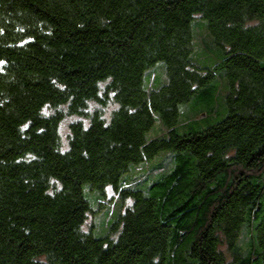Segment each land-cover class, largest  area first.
<instances>
[{
    "label": "trees",
    "instance_id": "1",
    "mask_svg": "<svg viewBox=\"0 0 264 264\" xmlns=\"http://www.w3.org/2000/svg\"><path fill=\"white\" fill-rule=\"evenodd\" d=\"M0 264H264V0H0Z\"/></svg>",
    "mask_w": 264,
    "mask_h": 264
},
{
    "label": "rangeland",
    "instance_id": "2",
    "mask_svg": "<svg viewBox=\"0 0 264 264\" xmlns=\"http://www.w3.org/2000/svg\"><path fill=\"white\" fill-rule=\"evenodd\" d=\"M200 31V29H199ZM202 32V31H201ZM201 38V42H203V39L205 37V33L202 32L199 36ZM200 47H202L200 44H199ZM216 54L215 55H207L205 53L203 54H195L194 57H193V62L196 66H198L199 68H208V69H215V67L218 65V62L220 60V57H219V53H218V50L216 49ZM160 70L163 71L165 77H166V81L165 83L167 82V75H166V65L164 63H159L157 64L154 68H152L151 71H149L146 76H145V80L146 82H150L152 81L151 83L153 84V86L155 87H159L161 85H163L162 83V80H161V73L159 72ZM151 73H153V76H152V80H151ZM91 107H96V105L94 103H91L90 104ZM115 109V106H109L107 108H104L103 109V113L105 115V117L107 119L110 118L111 116V113L113 112V110ZM184 110H189V107L188 106H182L181 107V113L182 111ZM192 111V110H191ZM197 110L195 111H192V114L191 116L197 114ZM190 113V112H188ZM184 114V113H183ZM183 116H181L182 118ZM78 120H82L80 118H77V117H68L66 118L62 123H61V127H60V132H61V135H62V138L64 140V143H67V137L69 135V127L72 123L78 121ZM219 121V119H213V120H209L208 122H201L199 124V127L201 129H204V127L206 126H209V125H213L215 123H217ZM156 128V126L154 127V129ZM153 129V130H154ZM152 130V131H153ZM152 131L150 132V134L148 135V139H151L150 138V135L152 133ZM157 136V135H155ZM161 159V157L159 158ZM147 169L145 168H139L137 172H139V175L137 177H133L132 179H130L128 182L129 184H131V186H135L137 185V183L139 184L141 182V180H147L148 178V175H146ZM156 174V173H155ZM106 196H107V201L108 202H112V201H115V199L117 198V196L115 195L114 191L112 190V188H108L107 191H106ZM87 197L88 196H91V197H97L99 196V194L97 192H92L89 193L88 195H86ZM129 204V202H127L126 206ZM111 207V206H110ZM114 208L113 209H117L116 206H113ZM110 212V214H109ZM106 214L105 215H110L112 216V209H109L108 206H107V209H106ZM109 220V218L107 219V221ZM101 221L102 223L99 224L96 229L93 231V236L94 237H102L104 236V234L106 233V230H105V227H104V224H103V218H101ZM96 224V218H92L85 226V231H89L90 227L91 226H95Z\"/></svg>",
    "mask_w": 264,
    "mask_h": 264
}]
</instances>
